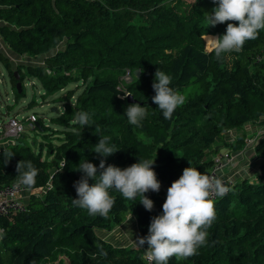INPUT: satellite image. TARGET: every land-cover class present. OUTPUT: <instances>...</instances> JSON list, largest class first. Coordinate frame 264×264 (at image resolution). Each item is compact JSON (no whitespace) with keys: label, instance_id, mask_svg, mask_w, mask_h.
<instances>
[{"label":"trees","instance_id":"16d2710c","mask_svg":"<svg viewBox=\"0 0 264 264\" xmlns=\"http://www.w3.org/2000/svg\"><path fill=\"white\" fill-rule=\"evenodd\" d=\"M217 6L212 0L195 6L188 0H0V39L6 49L43 59L42 67L12 71L0 54L16 100L24 98L26 78L40 83L43 97L71 84L79 90L74 106L75 90L55 99L63 107L52 119L61 128L57 146L42 144L36 153L16 141L0 150V189L18 183L40 191L30 195L26 213L0 219V264H61L62 257L68 264H145L147 245L116 247L102 234L132 218L138 237L147 236L151 219L162 214L167 189L183 169L195 167L208 175L220 146L239 151L246 125L264 127V30L246 41L241 52L218 59L204 50L202 38L226 32L229 22L207 27L205 14ZM157 69L169 74L170 87L186 97L170 120L152 103ZM126 74L131 80L123 84ZM128 93L132 102L124 96ZM133 104L148 107L143 127L127 120L126 109ZM81 111L90 115L82 129L74 122ZM35 128L43 129L38 119ZM232 130L240 134L229 145L223 138ZM103 137H110L109 146L117 150L106 158L95 153ZM42 146L47 148L44 156ZM8 152L14 156L6 163ZM254 153L262 159L258 173L232 182L231 191L214 201L217 218L208 229L207 245L190 258L173 257L169 264H264V137L254 144ZM63 157L67 164L57 172ZM83 159L98 169L101 159L105 167L121 169L155 159L161 188L145 193L153 210H145L139 196L127 200L115 190H109L116 204L106 217L73 205ZM22 160L39 170L32 189L20 183L16 165Z\"/></svg>","mask_w":264,"mask_h":264},{"label":"clouds","instance_id":"9594fccd","mask_svg":"<svg viewBox=\"0 0 264 264\" xmlns=\"http://www.w3.org/2000/svg\"><path fill=\"white\" fill-rule=\"evenodd\" d=\"M212 3L218 6L212 14H205L207 27L229 22L224 35H204L206 46L218 59L225 53L241 52L246 41L257 39L260 30H264V0H212ZM171 82L169 74L157 69L152 83L155 92L152 103L158 106L165 120H170L175 110L186 100L183 94L170 87ZM124 96H131V93ZM125 115L130 125L143 127L142 121L148 115V107L133 104L126 109ZM74 122L81 129L88 126L89 113H76ZM109 140L110 137L99 139L95 153L104 158L116 153V146H109ZM5 156L7 163L14 153L8 152ZM154 160H139L121 169L113 165L105 167V160L101 159L98 169L83 159L78 167L84 175L74 184L77 199L72 200L73 205L86 209L90 215L106 217L116 204L109 190H115L127 200H135L139 196V203L145 210L152 211L154 203L145 193H158L161 188L153 170ZM66 164L63 157L57 172L62 171ZM16 171L20 173V183L26 188L32 189L35 186L39 170L31 161H19ZM96 177L98 180L90 186L88 181ZM229 191L231 189L220 178L201 174L195 167H186L167 189L162 214L151 219L148 235L137 237L132 243L140 249L147 245L146 255L153 264H169L173 257L187 259L196 255L200 247L207 245L208 229L217 218L215 202L211 197H224ZM3 233L4 229L0 228V239H3ZM99 254L107 256L102 249Z\"/></svg>","mask_w":264,"mask_h":264},{"label":"rangeland","instance_id":"374dc122","mask_svg":"<svg viewBox=\"0 0 264 264\" xmlns=\"http://www.w3.org/2000/svg\"><path fill=\"white\" fill-rule=\"evenodd\" d=\"M188 1L192 6L199 4V0H188ZM209 36H217V35L209 34ZM202 38L204 42V36ZM204 50L206 52L211 51L206 49L205 42H204ZM0 54L8 60V63L12 71H15L18 67H25L30 65H33L35 67L43 66L42 58H39L37 60H32L27 56H17L11 53L9 50L6 49L1 39H0ZM130 80H131V76H129V74H126V76L122 78L123 84L129 83ZM22 84L24 88V98H21L20 100H16L14 92L11 87L8 72L5 69L3 62L0 60V146H2L4 142H6L7 144L9 142H13L12 139H8V141L2 139V134H3L4 126L6 125L7 122V118L14 115L18 116L19 119L29 118L30 116H34L36 119H38L41 122L43 126L42 130L39 128L30 129L29 123L24 122L23 123L24 132L21 135V137L18 139L20 143L29 147L33 152L36 153L39 151L42 144L43 145L53 144L54 146H57L59 144L58 139L60 137L59 133L57 132L60 131L61 128L53 124L52 119L58 116V114L62 113L63 107L61 103L59 101H55V99L66 93L69 89L71 91H74L77 87V84H71L67 88V90L59 92L52 96H45V97H43L44 92L41 88L40 83L37 80L33 78L31 79L26 78ZM78 93L79 90L76 91V93H74L71 97L70 104L73 106L75 104V99ZM53 109L58 110V114L53 112L52 111ZM249 126H255V125L249 124ZM258 130L256 131L255 129L252 133H246V138L243 144L245 149L244 151L251 150L250 148H252L254 151V144L260 138H263L264 132L263 130H261V126L260 129ZM239 134L240 132L232 130L224 135L223 140L230 145L231 141L235 140L236 137L239 136ZM247 134L249 135L248 137ZM46 149L47 148L45 146H42V150H43L42 156L45 155ZM219 150H220L219 152L217 151L218 153H220L219 155L222 156L224 159H228V160L223 161V166H221L218 169L216 173V177L220 178L223 182L235 183L234 180L236 178L234 179V177L241 176L242 173L233 174V171H235L233 169L234 160L237 156H240L244 151L236 153L238 151H233L224 145L220 146ZM246 153L247 152L243 153V157ZM256 157L260 159L257 155ZM98 233L99 231H97V234ZM102 237L107 241H110L116 247L132 246L135 248L136 246L132 243V240L137 239L138 233L132 218H128L122 225L115 227L110 233L104 232L102 234ZM60 259H61V264H68V261L65 259V257L64 258L62 257ZM52 264H58V261Z\"/></svg>","mask_w":264,"mask_h":264},{"label":"built area","instance_id":"2783aa9c","mask_svg":"<svg viewBox=\"0 0 264 264\" xmlns=\"http://www.w3.org/2000/svg\"><path fill=\"white\" fill-rule=\"evenodd\" d=\"M36 118L34 116H30L29 118H18V116H11L7 118L6 125L4 126L2 139L7 140L12 139L13 142H9L8 144H14L18 139L21 137V135L24 132V122L29 123V128L34 129ZM264 128V127H263ZM264 137V133H263ZM2 141V140H1ZM4 144L7 145L6 142ZM219 154L216 155L213 158V165L210 169L208 175L210 176H216V173L218 169L223 166V161H227L228 159H224L223 157L220 158ZM232 183L231 182H224V185L227 187H230ZM38 193H40L39 190ZM36 191L31 192L32 194H35L38 196V194L34 193ZM24 192H30L25 189H23L18 183H15L11 186H7L5 188L0 189V219L11 217L16 214H24L28 211L26 204L22 201L21 195ZM218 198L215 195L211 197L214 201H216ZM144 262L145 264H153L152 261H150L147 257V255H144Z\"/></svg>","mask_w":264,"mask_h":264},{"label":"crops","instance_id":"0c3cea01","mask_svg":"<svg viewBox=\"0 0 264 264\" xmlns=\"http://www.w3.org/2000/svg\"><path fill=\"white\" fill-rule=\"evenodd\" d=\"M1 24V23H0ZM253 125H255V126H249V125H246L245 127H244V132L245 133H252L255 129H256V131L258 130V129H260V126H261V130H263V132H264V128H263V126L262 125H259V124H253ZM255 131V132H256ZM259 131V130H258ZM255 134V133H254ZM249 135L247 134V137H248ZM235 140H233V141H231V143H233ZM6 146V144H3L2 146H0V150H2L4 147ZM251 150H246V151H244L245 149H244V145H243V148L240 150V151H238V152H236V153H239V152H242V151H244V152H247L245 155H244V157H243V153L240 155V156H237L236 158H235V160H234V165H233V169L235 170V171H233V174H240V173H242V175L241 176H236V177H234V181L236 182L237 180H239V179H251V178H253L254 176H255V174L256 173H258V166H259V164H261V162H262V160L261 159H258L257 157H256V155H255V153H254V151H253V149L252 148H250ZM220 150H219V148H218V152H219ZM218 154H220V153H217L216 155H218ZM244 174V175H243ZM34 193H36V194H39L38 193V191H36V192H34ZM30 195H31V192H24L22 195H21V199H22V201L25 203V204H27V202H28V199H29V197H30ZM134 223V222H133ZM134 225H135V223H134ZM135 227H136V225H135ZM136 229H137V227H136Z\"/></svg>","mask_w":264,"mask_h":264},{"label":"water","instance_id":"95a60500","mask_svg":"<svg viewBox=\"0 0 264 264\" xmlns=\"http://www.w3.org/2000/svg\"><path fill=\"white\" fill-rule=\"evenodd\" d=\"M15 73V79H16V89L18 90V93H20L21 92V82L19 81V76H18V73L17 72H14ZM127 99H128V102H132V100H131V96H127ZM53 112H55L56 114H58V110H56V109H53L52 110ZM36 126L38 127V124H36ZM6 147V146H5ZM4 147V148H5ZM3 148V149H4Z\"/></svg>","mask_w":264,"mask_h":264},{"label":"bare ground","instance_id":"6f19581e","mask_svg":"<svg viewBox=\"0 0 264 264\" xmlns=\"http://www.w3.org/2000/svg\"><path fill=\"white\" fill-rule=\"evenodd\" d=\"M205 47H206L207 50H210V48L208 46H206V44H205Z\"/></svg>","mask_w":264,"mask_h":264}]
</instances>
